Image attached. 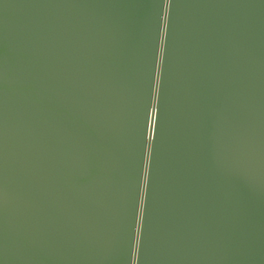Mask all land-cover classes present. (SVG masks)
Returning a JSON list of instances; mask_svg holds the SVG:
<instances>
[{
	"label": "water",
	"instance_id": "95a60500",
	"mask_svg": "<svg viewBox=\"0 0 264 264\" xmlns=\"http://www.w3.org/2000/svg\"><path fill=\"white\" fill-rule=\"evenodd\" d=\"M0 264H264V0H0Z\"/></svg>",
	"mask_w": 264,
	"mask_h": 264
}]
</instances>
